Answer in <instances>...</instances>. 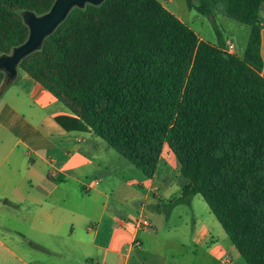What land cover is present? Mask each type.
<instances>
[{
	"label": "trees",
	"instance_id": "obj_1",
	"mask_svg": "<svg viewBox=\"0 0 264 264\" xmlns=\"http://www.w3.org/2000/svg\"><path fill=\"white\" fill-rule=\"evenodd\" d=\"M56 0H0V54L29 37L23 16ZM250 27L243 58L200 40L158 0L74 9L19 68L65 105L66 131H93L152 178L164 146L246 264H264V0H186ZM218 37H220L217 32ZM13 81L0 73V91Z\"/></svg>",
	"mask_w": 264,
	"mask_h": 264
},
{
	"label": "crops",
	"instance_id": "obj_2",
	"mask_svg": "<svg viewBox=\"0 0 264 264\" xmlns=\"http://www.w3.org/2000/svg\"><path fill=\"white\" fill-rule=\"evenodd\" d=\"M65 117L74 115L21 68L1 93L0 210L14 209L16 227L0 233V264H225L226 250L244 264L219 223L172 193L169 163L180 164L167 146L148 178L93 131L64 130ZM139 218L152 228L137 230Z\"/></svg>",
	"mask_w": 264,
	"mask_h": 264
},
{
	"label": "rangeland",
	"instance_id": "obj_3",
	"mask_svg": "<svg viewBox=\"0 0 264 264\" xmlns=\"http://www.w3.org/2000/svg\"><path fill=\"white\" fill-rule=\"evenodd\" d=\"M169 12H171L173 15H175L177 18H179L182 22L187 24L190 28L193 29V31L198 35L199 38H204L208 43L218 45L219 39L222 41H225L229 36H234V41L236 43L235 51L233 52L235 55L239 56L240 58H243L246 47H247V39L248 34L250 31V28L246 25H243L239 22H236L230 18H228L224 11V5L222 3L216 4L210 15H201L195 10H189L186 4V0H158ZM219 33L220 37H218ZM227 49V46L224 47V50ZM1 56V55H0ZM0 91V96H1ZM116 157H120L119 159H122V161H125L126 163H129L127 160H125L123 157L119 156L116 152ZM171 170L169 173L170 179L172 181L174 180V184L171 187L172 193H175L176 190H179V188H183L187 184V180L181 176V173L175 163H169ZM136 169V168H134ZM163 172V170H161ZM159 173L160 177L162 176V173ZM132 192L136 194H140L142 191L139 190L138 186L135 188H132ZM190 201L193 204V207L195 209V214L202 220H204L206 223L210 224L211 221H215L217 225L218 222L216 221L215 217L209 210L207 204L203 200V198L199 195L190 197ZM142 199H140V202ZM173 202L175 203V198L173 199ZM14 214V209H12L10 206L3 208L0 210V233L5 234L6 231H9L10 229H13L16 227V224L12 220V215ZM220 227V226H219ZM210 236V235H209ZM214 241V237H211ZM211 241V243H213ZM230 242V240H228ZM228 242V243H229ZM232 244V242H230ZM233 245V244H232ZM38 254L40 258L43 255L41 251H38ZM49 257V256H48ZM221 260L225 264H236L231 254L226 250V252L223 253ZM52 261H54L52 259ZM244 264L245 261L242 260ZM69 264H73L72 262H68ZM193 264H201L200 260L195 259L193 261Z\"/></svg>",
	"mask_w": 264,
	"mask_h": 264
},
{
	"label": "water",
	"instance_id": "obj_4",
	"mask_svg": "<svg viewBox=\"0 0 264 264\" xmlns=\"http://www.w3.org/2000/svg\"><path fill=\"white\" fill-rule=\"evenodd\" d=\"M106 0H56L50 11L42 16L27 13L23 16L29 28L28 40L16 47L10 55L0 56V73L11 81L16 80L21 62L40 51L46 38L51 36L74 9L101 6Z\"/></svg>",
	"mask_w": 264,
	"mask_h": 264
},
{
	"label": "built area",
	"instance_id": "obj_5",
	"mask_svg": "<svg viewBox=\"0 0 264 264\" xmlns=\"http://www.w3.org/2000/svg\"><path fill=\"white\" fill-rule=\"evenodd\" d=\"M261 30H264V26L261 24ZM228 53H233L235 51V45L230 43L227 45V49H225ZM91 188V187H90ZM135 228L141 232L149 231L152 228V223L149 219L146 218H139L132 222Z\"/></svg>",
	"mask_w": 264,
	"mask_h": 264
}]
</instances>
